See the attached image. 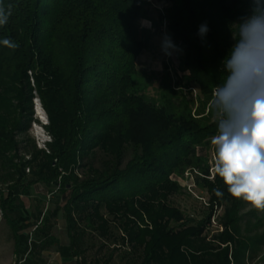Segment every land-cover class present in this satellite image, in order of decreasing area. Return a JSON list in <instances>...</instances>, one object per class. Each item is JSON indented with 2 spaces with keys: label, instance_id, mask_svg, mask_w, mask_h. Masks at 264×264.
<instances>
[{
  "label": "trees",
  "instance_id": "trees-1",
  "mask_svg": "<svg viewBox=\"0 0 264 264\" xmlns=\"http://www.w3.org/2000/svg\"><path fill=\"white\" fill-rule=\"evenodd\" d=\"M155 1L168 5V30L183 48L190 79L210 93L222 82L234 23L250 4ZM141 6L142 0H0L10 12L0 40L18 44L14 50L0 45V209L16 245L28 229L39 239V254L54 244L60 208L44 211L38 200L33 221L9 217L22 211L19 199L41 185L49 194L68 193L63 210L71 263L264 261V211L238 215L244 202L233 199L219 177L209 182L210 167L198 155L217 134V122L202 126L191 116L177 117L136 89V61L145 49L137 25ZM203 23L209 31L202 38ZM36 98L48 118L45 149L19 140L30 130ZM190 169L202 175L212 203L199 217H187L172 202L184 190L171 176ZM215 205L225 209L218 222L224 230L211 236L205 230Z\"/></svg>",
  "mask_w": 264,
  "mask_h": 264
},
{
  "label": "rangeland",
  "instance_id": "rangeland-1",
  "mask_svg": "<svg viewBox=\"0 0 264 264\" xmlns=\"http://www.w3.org/2000/svg\"><path fill=\"white\" fill-rule=\"evenodd\" d=\"M167 6V3L162 1L142 0L137 25L140 31V40L145 44V49L136 61V89L153 105L158 107L169 105L171 113L175 116L185 114L200 121L202 126H206L216 122L210 110L213 91L203 94L195 82L190 79L189 71L183 62V48L180 44L172 42L168 30ZM142 21H149L150 26H142ZM165 38H169L176 46L175 49H169L171 55L165 54L163 49ZM29 76L33 86L34 80L30 72ZM193 89L196 90L193 91ZM37 100L36 98L33 101V122L30 130L26 135H21L19 140L28 139L35 143L38 149H45V143L50 141V137L44 129L48 124V118L45 112H43L44 115L39 114L38 106L40 105L39 103L36 104ZM41 109L43 110V108ZM198 155L203 163L210 167L209 182H213L214 175L210 164L213 155L211 146L198 148ZM171 180L177 182L184 190L182 195L173 197L172 202L184 211L187 217H199L203 211L212 208L210 194L205 188L202 175L198 170L190 169L180 176L173 174ZM2 188L6 187L3 186ZM67 197L68 193L54 192L49 194L45 187L36 185L31 188L29 196H23L19 199L23 205L19 214L23 220L28 222L33 221L31 218L32 214L36 212L38 200L41 202L40 208L44 211L60 208L57 218L52 222L54 226L51 230V236L55 238L54 244L40 254L38 253L39 239L36 237L34 229H28L26 231L28 236L16 245L9 222L0 209V264H21L25 260L29 264H34V262L37 264H74V262H70L68 257L66 258L70 254L67 221L63 210ZM213 207L211 222L205 232H210L211 236H216L224 230L218 222L225 215V209L223 206L215 205ZM252 211L255 209L250 208L244 202L242 207L238 209V215L245 216ZM17 216L18 212L15 211L9 217L12 219ZM15 252L18 253L15 254ZM231 254L232 252L230 256ZM251 264H264L262 256Z\"/></svg>",
  "mask_w": 264,
  "mask_h": 264
},
{
  "label": "clouds",
  "instance_id": "clouds-1",
  "mask_svg": "<svg viewBox=\"0 0 264 264\" xmlns=\"http://www.w3.org/2000/svg\"><path fill=\"white\" fill-rule=\"evenodd\" d=\"M247 3L249 13L234 23V44L223 60L222 82L213 89L210 110L217 134L210 137V164L233 199L264 211V0ZM9 15L0 7V26ZM141 23L150 26L149 21ZM208 31L206 23L198 27L202 38ZM0 45L18 47L10 38L0 40ZM175 47L165 38V54L171 55L169 49ZM215 192L224 195L219 188Z\"/></svg>",
  "mask_w": 264,
  "mask_h": 264
},
{
  "label": "crops",
  "instance_id": "crops-1",
  "mask_svg": "<svg viewBox=\"0 0 264 264\" xmlns=\"http://www.w3.org/2000/svg\"><path fill=\"white\" fill-rule=\"evenodd\" d=\"M21 206H22V202H20V204L18 205V210H21ZM16 209V210H17ZM10 220H16L17 222H19L20 223V220H22V217H21V215L18 213V216L17 217H15V218H10ZM8 221V220H7ZM9 225H10V227H11V224H10V222H9ZM11 231H12V236H13V239L15 240V236H14V233H13V229H12V227H11ZM21 250V249H20ZM18 251H19V248H18ZM45 252V251H44ZM18 252H15V254H17ZM21 264H29V263H27V261L25 260L24 262H22Z\"/></svg>",
  "mask_w": 264,
  "mask_h": 264
},
{
  "label": "bare ground",
  "instance_id": "bare-ground-1",
  "mask_svg": "<svg viewBox=\"0 0 264 264\" xmlns=\"http://www.w3.org/2000/svg\"><path fill=\"white\" fill-rule=\"evenodd\" d=\"M38 107H39V108H38V112H39V114H40V115H44V113H43L41 107H40V106H38Z\"/></svg>",
  "mask_w": 264,
  "mask_h": 264
},
{
  "label": "water",
  "instance_id": "water-1",
  "mask_svg": "<svg viewBox=\"0 0 264 264\" xmlns=\"http://www.w3.org/2000/svg\"><path fill=\"white\" fill-rule=\"evenodd\" d=\"M37 103H39V105H40V107H41V104H40V102H39L38 100L36 101V104H37ZM41 108H42V107H41ZM42 111H43V110H42ZM43 112H44V111H43Z\"/></svg>",
  "mask_w": 264,
  "mask_h": 264
}]
</instances>
